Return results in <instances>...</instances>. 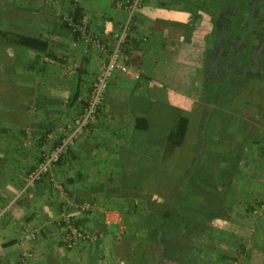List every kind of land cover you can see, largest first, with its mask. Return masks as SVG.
I'll list each match as a JSON object with an SVG mask.
<instances>
[{"label":"crops","instance_id":"0c3cea01","mask_svg":"<svg viewBox=\"0 0 264 264\" xmlns=\"http://www.w3.org/2000/svg\"><path fill=\"white\" fill-rule=\"evenodd\" d=\"M238 1L144 0L127 49L134 75L112 74L92 134L50 168L57 187L48 179L28 185L27 176L85 103L100 69L94 59L102 65L107 56L65 26V18L74 20L66 0H0V52L11 59L0 61V264H120L122 209L147 196L135 173L154 169V154L183 107L191 126L173 169L193 173L188 184L203 190L204 176L213 175L217 196L203 198L215 205L205 212L211 228L200 227L185 243L203 250L215 244L218 264H264V107L252 115L250 98L244 110L235 103L251 83L256 98V82H264V16L236 17ZM78 3L112 47V32L130 15L115 0ZM14 34L48 47L18 45ZM181 49L192 54L184 79ZM137 118L148 119L146 131L135 127ZM184 178H173L156 196L173 201ZM88 201L96 205L80 207ZM63 215L101 238L67 247L57 223ZM25 252L31 257L23 259Z\"/></svg>","mask_w":264,"mask_h":264},{"label":"trees","instance_id":"16d2710c","mask_svg":"<svg viewBox=\"0 0 264 264\" xmlns=\"http://www.w3.org/2000/svg\"><path fill=\"white\" fill-rule=\"evenodd\" d=\"M248 1L250 0L242 1L243 3L240 4L236 17L245 16L244 14L248 8ZM69 2L72 7L71 13L74 19L73 21L77 22L84 15L83 9L75 0H69ZM235 2H237V0H233L230 3L234 5ZM241 23L242 19L236 23V27ZM65 24V26L72 31V27L69 26L67 22ZM4 34V38L7 39L8 35H6V33ZM73 34L75 35L74 37L77 38V34L75 32H73ZM11 37L12 40H15V42L21 46H29L42 50H46L48 47V42L38 37L24 34H14ZM131 41H133L132 38ZM75 98L76 96L73 97V99ZM83 108L84 104L81 106V109H79L76 117L83 111ZM182 109L183 111L177 122L176 128L169 132L167 144L164 148H160V153H158V155L154 154V158L157 162L154 169L140 167L135 173L138 176L136 180L138 185H136V187L147 191V196L141 201H129L127 204L128 207L124 213L123 219L128 224L125 240L129 242L127 251L130 253L126 262L127 264H147L146 260L138 257L140 253L138 252V248L144 249V242H146L147 239L153 243L155 252L152 256L156 259L153 260L152 258L151 263L148 264H201V262L202 264H210L212 259L207 257V253H218L220 251L214 244L203 250L191 243H185V237H188L191 233L197 234L200 227L210 226L211 228L212 225L210 224L212 218L205 212L213 211V209L215 210V205L212 204L211 201L205 203L203 198L208 197L213 200L217 196L214 191L215 178L213 175L204 176L203 181L208 186L203 190L202 188H197L188 184L191 174L193 173H185L182 168H180V170H178V168L173 169V162L177 158L176 156H178L179 150L187 140L191 126L189 108L183 107ZM148 124L149 121L146 118H137L135 121V127L141 131H146ZM64 135L63 133L58 137L52 148L63 139ZM62 158L63 157H61L58 162H60ZM195 169H197V167ZM183 175L185 178L182 184L178 186L179 192L172 196L173 201H168L166 198L156 196V193L159 192L161 188L165 189V191L169 190L168 183L173 178H179ZM76 223L79 226L81 225L78 220H76ZM213 236L216 235L212 233L209 234V238L213 239ZM212 242L213 240L209 243ZM147 251L149 252V250ZM221 256L222 252L217 258H221ZM224 258H226V256H224ZM120 260H123L122 256ZM230 263L233 264V259Z\"/></svg>","mask_w":264,"mask_h":264},{"label":"built area","instance_id":"2783aa9c","mask_svg":"<svg viewBox=\"0 0 264 264\" xmlns=\"http://www.w3.org/2000/svg\"><path fill=\"white\" fill-rule=\"evenodd\" d=\"M75 2L77 3L78 0H75ZM115 2L120 8L126 10L130 18L122 22L119 27L112 32L111 37L114 40L112 47L109 42L102 39L100 34L87 33L88 30L85 17L77 22H70V20L66 18L64 20L68 24L70 23L69 25L72 27V31L77 34L78 39L106 54L107 59L101 65L89 89L83 111L72 123L66 126L63 139L45 153L36 166L29 172L27 176L28 185H34L39 181L48 179L56 183L57 187H61L54 178L49 175L51 166L57 163L61 157H64L76 144L78 139L91 135L94 125L98 123L99 110L102 106L104 95L112 74L116 70H121L124 73L134 75L132 72L133 59L127 49L131 41L132 17L143 4L144 0H115ZM94 205L96 204L88 201L80 205V207L83 209H90ZM57 223L63 229V239L67 247L73 248L82 241H91L101 238V235L98 233L92 234L83 226L77 225L76 219L69 215H63ZM28 257H31V253L25 252L23 254V259ZM234 263L239 264V261L236 260Z\"/></svg>","mask_w":264,"mask_h":264},{"label":"rangeland","instance_id":"374dc122","mask_svg":"<svg viewBox=\"0 0 264 264\" xmlns=\"http://www.w3.org/2000/svg\"><path fill=\"white\" fill-rule=\"evenodd\" d=\"M51 1H55L54 3H56V4H61L60 2H61V0H47V2L49 3V2H51ZM233 0H229V2H232ZM238 1V0H237ZM251 1H258V8H255V9H253V11L252 10H246V12H247V14L248 13H251V14H253V12H254V16H257V14H260V13H262L263 14V16H264V0H251ZM238 2H240V0L238 1ZM66 3L68 4V3H70L69 2V0L67 1L66 0ZM257 5H256V7H257ZM251 7H254V6H251ZM259 8H261V10H259ZM84 14V13H83ZM248 16V15H247ZM63 17V16H62ZM83 17H85L86 18V24H87V30H88V32L87 33H96V31L98 30L97 29V27H95V29H94V27H92V26H90L89 25V23H88V18L85 16V14L83 15ZM82 17V18H83ZM70 26V25H69ZM6 28H7V25H4V26H2V29L3 30H6ZM97 29V30H96ZM73 33V32H72ZM180 52V53H179ZM178 53H179V59H178V62H180L181 64H183L184 66H182L181 67V69H179L178 70V72H182L183 71V74H181L180 76H181V78L182 79H184L185 77H186V71H188L189 69H190V67H191V62L190 61H188V57L189 56H191L192 54H191V52L190 53H188L187 51H185L184 49L182 50L181 49V51H179ZM8 53V52H7ZM188 53V54H187ZM186 56H188V57H186ZM5 60H11V59H9V55H7V54H5V55H3L2 54V51L0 52V61H5ZM180 64V65H181ZM100 60L99 59H94V61H93V63H92V66H93V68H97V69H99L100 68ZM185 71V72H184ZM115 73V72H114ZM113 73V74H114ZM261 73H262V76H263V79H264V62H263V67H262V70H261ZM95 80V79H94ZM254 81V80H253ZM94 82V81H93ZM93 84V83H92ZM253 83H251L250 84V86H249V88L247 89V90H242V93H241V96H240V98L238 99V100H236L235 101V103H236V106L238 105V104H240V110H244L245 108H243L242 106H243V104H247V101H248V99L250 98L251 100H252V103H253V106L251 107V112H252V115H253V113H255V112H258V108L257 107H259V106H262L263 105V107H264V82H260V80L259 81H257L256 82V93H257V96H256V98L253 96V94H252V87H253V89H254V84L252 85ZM92 86V85H91ZM260 95H263L262 96V98H261V96ZM176 98V97H175ZM178 99V98H177ZM232 125L233 126H235L236 125V122H234V123H232ZM92 134V133H91ZM250 141V140H249ZM123 211L121 212V214L124 212L125 213V209L123 208L122 209ZM124 213H123V215H124ZM131 220V219H130ZM124 224H125V226H126V228L124 229V231H123V233H120V234H118L117 235V237H118V239H117V241H119L120 242V245H121V247H122V249H121V251H120V253H121V255L120 256H122L123 257V260L121 261L122 262V264H127L126 262H127V259H128V257L130 256V253L127 251V248H128V246H129V242H127L126 240H125V235H126V233H127V229H128V224L124 221ZM130 224H131V222H130ZM210 242H211V240H209ZM214 241V240H213ZM145 243V248L144 249H142V248H138L139 250H138V252H140L139 253V256L138 257H140L141 259H143V260H146V263L148 264V263H151V260H152V258H153V260L155 259V257L154 256H152V254H154V252H155V249H154V247H153V243L149 240L148 241V239H147V241L146 242H144ZM119 245V244H118ZM215 245V244H214ZM214 247V246H213ZM143 250V251H142ZM147 250H149V252L147 251ZM30 253V252H29ZM204 253H206V252H204ZM221 254V251H219L218 253H215V252H210V253H207V257H210L211 259H212V261L210 262V264H218L219 263V260H217L218 258V255H220ZM29 258V257H28ZM206 258V257H205ZM113 260V259H112ZM156 260V259H155ZM114 262H115V260H114ZM121 262H120V264H121Z\"/></svg>","mask_w":264,"mask_h":264},{"label":"flooded vegetation","instance_id":"af4514ba","mask_svg":"<svg viewBox=\"0 0 264 264\" xmlns=\"http://www.w3.org/2000/svg\"><path fill=\"white\" fill-rule=\"evenodd\" d=\"M249 4H251V6H254V7L252 8V10H253V9H255V5L258 4V1H254V2H253V1L250 0V1H249ZM232 10L235 11L234 9H232ZM233 11H232V12H233ZM234 15H235V12H234ZM263 19H264V17H263Z\"/></svg>","mask_w":264,"mask_h":264}]
</instances>
